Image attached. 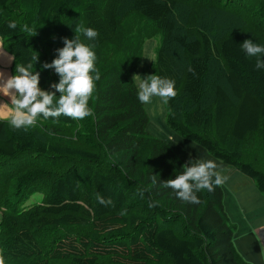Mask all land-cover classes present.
Here are the masks:
<instances>
[{
	"label": "trees",
	"instance_id": "16d2710c",
	"mask_svg": "<svg viewBox=\"0 0 264 264\" xmlns=\"http://www.w3.org/2000/svg\"><path fill=\"white\" fill-rule=\"evenodd\" d=\"M77 26L100 35L90 41ZM157 34L154 74L177 91L165 104L168 127L264 194V69L240 46L264 45V0H0L12 74L35 53L40 87L55 91L59 76L41 65L79 35L100 76L92 116H40L26 131L0 119L5 264H250L235 248L223 186L197 193L198 204L163 186L185 166L168 138L148 132L134 77L144 42ZM36 192L43 200L24 207Z\"/></svg>",
	"mask_w": 264,
	"mask_h": 264
},
{
	"label": "clouds",
	"instance_id": "9594fccd",
	"mask_svg": "<svg viewBox=\"0 0 264 264\" xmlns=\"http://www.w3.org/2000/svg\"><path fill=\"white\" fill-rule=\"evenodd\" d=\"M8 27L15 29V22H9ZM83 33L88 40H95L100 34L93 28L77 26L75 33ZM36 32L33 34L35 35ZM248 57L256 58V69H264V45L245 39L240 45ZM58 56L50 63L41 65L44 69H54L59 76L58 83L52 88L55 91L40 87V73L33 71L39 61V55L33 54L26 64H17L15 74L5 76L0 71V93L10 96L12 111L8 117L9 123L16 130H27L36 125L38 117L59 118L69 117L82 120L94 113L89 107V100L96 89V81L100 79L96 72V53L93 47L81 42L79 35L75 38H64V46L57 49ZM11 59V58H9ZM189 71H194L189 69ZM95 73V75H93ZM138 99L143 104H151L154 97L167 104L177 95L175 81L158 75H148L138 82ZM57 92L60 93L57 96ZM223 164L214 159H198L186 166L182 174L174 179L164 181L163 186L173 189L176 196L188 203H199L197 193L202 190L209 192L222 186L227 176L222 174ZM155 183V180H153ZM144 194V190H140ZM97 202L103 206L114 205L111 197L105 198L97 194ZM154 207V203H150ZM0 264H5V255L0 251Z\"/></svg>",
	"mask_w": 264,
	"mask_h": 264
},
{
	"label": "crops",
	"instance_id": "0c3cea01",
	"mask_svg": "<svg viewBox=\"0 0 264 264\" xmlns=\"http://www.w3.org/2000/svg\"><path fill=\"white\" fill-rule=\"evenodd\" d=\"M11 58V59H9ZM14 57L5 50L3 46V42L0 39V71H3L5 76H10L12 74V65H13ZM12 111L11 98L10 96H6L3 93H0V119L7 120ZM176 134L172 132L169 135V144L176 152V154L181 158L184 163H194L199 159V155L204 148H196L197 153L194 154L189 151H185L181 149L182 153H180L173 145L172 142L175 140L180 143L181 146L186 145L189 147H199L195 142H185L183 138L177 137L175 139ZM205 152V157H211L217 161V163H222L217 160L215 157L209 156ZM183 154V155H182ZM210 154V153H209ZM223 164L222 174L227 176L228 179L222 185L226 191V195H234L239 198L241 201L248 200V196L246 195V191L248 189H252L253 187V179L249 176L243 174L238 171L231 165ZM262 195V194H261ZM252 196H257L260 203L259 205L247 209L244 213L247 215L249 222L253 226L252 231H246L242 234L238 232L235 233L234 245L237 252L242 256V258L250 263V264H264V196L260 197L257 192L252 190ZM249 202V201H247ZM244 202L243 204H247ZM227 209V208H226ZM228 212V211H227ZM229 214V212H228ZM236 235L237 239H236ZM252 239V241H250ZM246 252V253H244Z\"/></svg>",
	"mask_w": 264,
	"mask_h": 264
},
{
	"label": "rangeland",
	"instance_id": "374dc122",
	"mask_svg": "<svg viewBox=\"0 0 264 264\" xmlns=\"http://www.w3.org/2000/svg\"><path fill=\"white\" fill-rule=\"evenodd\" d=\"M160 43H161V35L160 34H157L151 38H148L144 42V51H143L142 61H141L140 67L137 69L135 76H134L137 85H138V82L140 79H143V78L147 77L148 75L154 74L152 65L156 60L157 49H158ZM145 107H146V111L150 117V123H149L148 129H147L148 132L150 134L158 137V138H161V139L167 141L166 139L169 137L170 134H172L173 131H172V129H170L168 127L167 122H166V106H165V103H163L159 97H154L153 102L151 104H145ZM175 136H176L175 139L177 137H179V138H183V140H185V142H194L193 140L185 138V137L178 135V134H176ZM172 145L180 153H182L181 149H184L185 151H189V152L196 154L197 150H198L196 148H204V147L200 146L199 144L195 145V146H199V147H195V148L194 147L192 148V147H189L186 145L181 146L180 143H178L175 140L172 142ZM205 152H206L205 150L201 151V153L199 155V159H201V158L213 159L211 157H205ZM207 154L209 156L213 157V155H211L209 153H207ZM183 164L185 167L188 165L190 166L189 162L188 163L183 162ZM252 190L257 192L260 197L264 196V194L261 193V191L258 189L256 184L253 183L252 189H248L246 191V195L248 196V200L241 201L239 198H237L234 195H229V196L226 195V197H225V205H226L227 211L229 212L228 215L230 217V221H231V223L236 224L237 230L240 234H242L246 231H252L253 230V226L249 222L247 215L244 213L247 209L255 207V206L259 205V203H260L257 196H252ZM42 200H43V194L36 192V193L32 194L30 197H27L23 201V206L25 207V206H29V205L34 204V203H40ZM247 201H249V202H247ZM244 202H247V204H243ZM0 217H1V211H0ZM237 236L238 235H236V239H237ZM234 239H235V236H234ZM250 241H252V239H250ZM244 253H246V252H244Z\"/></svg>",
	"mask_w": 264,
	"mask_h": 264
}]
</instances>
